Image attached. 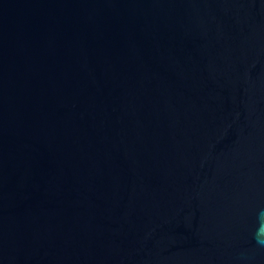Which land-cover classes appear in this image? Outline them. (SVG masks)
<instances>
[{
	"label": "water",
	"instance_id": "obj_1",
	"mask_svg": "<svg viewBox=\"0 0 264 264\" xmlns=\"http://www.w3.org/2000/svg\"><path fill=\"white\" fill-rule=\"evenodd\" d=\"M0 264H264V0H0Z\"/></svg>",
	"mask_w": 264,
	"mask_h": 264
}]
</instances>
